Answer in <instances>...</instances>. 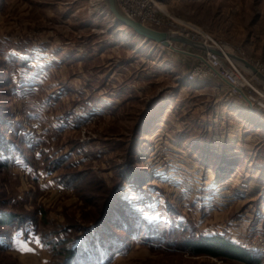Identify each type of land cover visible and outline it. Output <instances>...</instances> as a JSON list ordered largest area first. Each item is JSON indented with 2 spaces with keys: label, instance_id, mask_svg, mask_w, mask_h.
I'll return each instance as SVG.
<instances>
[{
  "label": "rangeland",
  "instance_id": "rangeland-1",
  "mask_svg": "<svg viewBox=\"0 0 264 264\" xmlns=\"http://www.w3.org/2000/svg\"><path fill=\"white\" fill-rule=\"evenodd\" d=\"M154 3L172 23L158 31L264 65V0ZM172 46L191 54L104 0H0V264H64V247L90 243L121 249L104 264H243L185 247L216 234L264 255L243 243L264 235V103L190 80L206 52Z\"/></svg>",
  "mask_w": 264,
  "mask_h": 264
},
{
  "label": "built area",
  "instance_id": "built-area-1",
  "mask_svg": "<svg viewBox=\"0 0 264 264\" xmlns=\"http://www.w3.org/2000/svg\"><path fill=\"white\" fill-rule=\"evenodd\" d=\"M117 2L120 10L124 15H126L127 17L133 20L140 22L144 26L156 30H161L163 25L172 24L170 21L164 22L161 17H159L155 12H153L152 3H154V0H117ZM169 31L172 32L173 30H169ZM175 32L193 41L202 42L207 46L218 47L217 43L211 40L210 37L204 38L199 33L190 34L186 30L183 31L179 30ZM224 59L219 55L207 51L203 55L202 59H199L200 62H198V64L193 67L192 74L189 76L190 80H201L208 77H218L220 80L224 81L229 86L230 95L239 94V96L242 95L247 96L245 93H241V91L243 92L244 85L247 84L252 86L253 91H255L259 96H261L259 90L264 91V89L261 87L258 88L254 86L253 84H251V82L248 79L246 81V78H244L240 74V71L237 69V66H235L226 57H224ZM225 61L228 62V65L224 63ZM254 67L258 71H260L261 74H263L264 76V65H260L256 63L254 64ZM239 77L240 80L245 79V84L241 86L242 88L241 91L238 88H236V86H240ZM248 98L252 101H256L254 96L250 94L248 95ZM243 243L247 246L256 245L257 248H260V250H264V235H261L259 233H249V235H247L244 238Z\"/></svg>",
  "mask_w": 264,
  "mask_h": 264
},
{
  "label": "trees",
  "instance_id": "trees-1",
  "mask_svg": "<svg viewBox=\"0 0 264 264\" xmlns=\"http://www.w3.org/2000/svg\"><path fill=\"white\" fill-rule=\"evenodd\" d=\"M12 222V216L10 215H4L2 220H0V223L4 225H10ZM87 240H89V236L87 237ZM90 244H87L86 248L84 245H78L75 248L64 247L62 251L60 250L64 257V264H104L105 258H103V253L106 252L104 251V248H107V252L110 254L113 252V254L121 252L119 247H111L105 244L103 245V248L91 244V249L88 251L87 248ZM185 247L193 254H208L227 260H236L243 264H264V260H262V256L264 255L261 256L259 252L251 251L242 246L236 245L235 243L224 239L220 234L191 239V241L185 244ZM105 256L107 255L105 254Z\"/></svg>",
  "mask_w": 264,
  "mask_h": 264
},
{
  "label": "water",
  "instance_id": "water-1",
  "mask_svg": "<svg viewBox=\"0 0 264 264\" xmlns=\"http://www.w3.org/2000/svg\"><path fill=\"white\" fill-rule=\"evenodd\" d=\"M105 4L108 8V10L112 13L113 18L116 20L117 23L122 24L125 27H128L129 29L133 30L136 34L142 36L146 41H152L161 45H164L166 47H170L173 50L183 52L186 54H191L188 51H182L180 49H176L172 46V43H182L185 44L191 48L197 49L202 52H211L213 54L219 55L221 57H226L227 59H230V53H226L223 51V49L216 47V46H207L202 42L199 41H193L187 37L180 36L174 32H164V31H158L152 28H149L147 26H144L140 22L130 19L126 17L120 10L117 1L116 0H104ZM193 55V54H192ZM198 58L202 59L201 56L196 55ZM234 57V55H233ZM234 59H236L238 63H242L241 65L246 67L249 71H251L253 74L256 75V77L259 79V81L264 84V76L259 73L253 65H251L248 61H246L244 58L235 55ZM235 61V60H234ZM246 98V97H245Z\"/></svg>",
  "mask_w": 264,
  "mask_h": 264
},
{
  "label": "bare ground",
  "instance_id": "bare-ground-1",
  "mask_svg": "<svg viewBox=\"0 0 264 264\" xmlns=\"http://www.w3.org/2000/svg\"><path fill=\"white\" fill-rule=\"evenodd\" d=\"M117 1V0H116ZM117 4H118V2H117ZM127 17V16H126ZM129 18V17H128ZM131 19V18H130ZM116 21V20H115ZM170 33V32H169ZM174 33H176V32H174ZM176 34H178V35H180L179 33H176ZM180 36H183V35H180ZM220 48V47H219ZM221 49H223V48H221ZM223 51L224 52H226V53H230V59H232V60H235V61H237L236 59H234V57H235V55L236 54H234L232 51H230V50H226V49H223ZM233 55H234V57H233ZM239 64H242V63H239ZM248 70V69H247ZM258 71V70H257ZM239 80H240V77H239ZM246 81H247V79H246ZM240 86H236V88H238L240 91L242 90V88H241V86L242 85H244L245 84V79L243 80V79H241L240 81ZM241 93H243L242 91H241ZM260 94H261V96H260V98H259V100H260V102H262V103H264V92H260ZM251 101V100H250ZM250 103V102H249Z\"/></svg>",
  "mask_w": 264,
  "mask_h": 264
},
{
  "label": "crops",
  "instance_id": "crops-1",
  "mask_svg": "<svg viewBox=\"0 0 264 264\" xmlns=\"http://www.w3.org/2000/svg\"><path fill=\"white\" fill-rule=\"evenodd\" d=\"M187 48H190V47H188V46H186ZM185 47V48H186ZM192 51H195V52H199V53H202V51H199V50H197V49H191Z\"/></svg>",
  "mask_w": 264,
  "mask_h": 264
}]
</instances>
